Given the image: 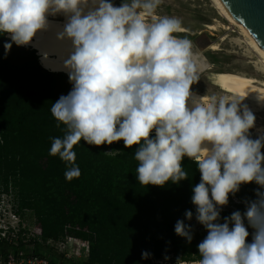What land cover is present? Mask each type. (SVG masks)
<instances>
[{
    "label": "clouds",
    "instance_id": "1",
    "mask_svg": "<svg viewBox=\"0 0 264 264\" xmlns=\"http://www.w3.org/2000/svg\"><path fill=\"white\" fill-rule=\"evenodd\" d=\"M161 2L123 0L116 7L108 0H0V33L25 46L48 26L49 15L67 17L58 38L72 42L64 67L73 87L51 107L64 136L51 138L49 152L71 165L66 180L81 174L73 151L81 140L95 146L121 140L126 148L139 145L136 177L143 186L188 179L182 167L188 157L201 173L192 196L196 220L208 232L197 246V264H264V192L257 191L258 199L245 213L217 222L218 206L227 205L241 184L255 181L264 188V137L250 138L256 117L247 106L241 111L243 98L194 96L202 66L192 41L176 35L181 21L145 20ZM4 47L10 50L12 44ZM185 215L193 218L191 211ZM245 218L255 229L251 243ZM175 233L189 243L193 239L191 225L183 220ZM177 264H184L182 258Z\"/></svg>",
    "mask_w": 264,
    "mask_h": 264
},
{
    "label": "trees",
    "instance_id": "2",
    "mask_svg": "<svg viewBox=\"0 0 264 264\" xmlns=\"http://www.w3.org/2000/svg\"><path fill=\"white\" fill-rule=\"evenodd\" d=\"M6 36L0 33V180H5V189L0 183V193L8 192V177L12 172L15 176L12 185L19 200L16 211L23 214L29 210L40 219L42 240L33 239L20 246L0 240V254L22 251L45 257L53 264H129L137 259L141 245L133 242L130 246L128 253L132 254V260L125 258V252H111L103 247L106 230L116 223H129L124 226H130L134 234L156 228L155 222H161L159 228L163 229L167 219L174 217V228L177 221L183 220L192 230L207 232L196 220V206L192 203L193 188L200 183L201 173L197 163L188 157L182 161L188 179L178 184L169 181L164 186H143L136 177L135 151L139 145L126 148L121 140L95 146L81 140L73 147L75 165L81 174L66 180L65 172L71 165L49 152L51 138L64 136V125L56 127L51 107L72 90L69 74L43 67L36 49L17 46ZM5 43L12 44L10 50L5 49ZM151 136L154 138L155 134L152 132ZM258 190L264 192L255 181L241 184L238 192L229 194L228 204L235 197L257 199ZM187 211L193 213L190 221L185 215ZM234 212L220 210L224 215ZM224 218L217 222H225ZM66 223L80 226L71 235L89 241L88 258L68 260L46 244V240L59 239L68 233L64 232ZM176 242L167 238L160 244L178 248ZM157 245L153 244V256L168 255L163 246L159 251L154 249ZM142 246L150 247L146 243ZM189 253H195L194 260L201 259L198 249ZM179 258L186 261L187 257Z\"/></svg>",
    "mask_w": 264,
    "mask_h": 264
},
{
    "label": "rangeland",
    "instance_id": "3",
    "mask_svg": "<svg viewBox=\"0 0 264 264\" xmlns=\"http://www.w3.org/2000/svg\"><path fill=\"white\" fill-rule=\"evenodd\" d=\"M116 2L122 4L123 0H116ZM154 15L156 18H151L152 21H158L164 16L178 18L186 31L176 34L191 40L193 50L202 52L208 63L212 66V69L206 70L199 75V80L192 86L195 90L209 95L212 98H227V94L214 83L212 78L213 72L222 70L237 71L249 76H255L258 79H264V72L261 70L258 71V67L262 66L261 59L248 44L247 37L241 32L239 27L230 24L227 19L219 14L211 0H162L156 12L151 16ZM210 24L215 26V29L208 28ZM211 45H215L216 49L211 48ZM258 114V116L255 115V123L264 125V112ZM153 133L155 134L154 131ZM249 136L251 139L259 138L258 133H256L253 128L249 130ZM261 152L264 154V148L261 149ZM10 170H12L11 167ZM3 174L4 173H2V175ZM14 178L15 176L11 172L8 177V192L4 191L5 193H0V198L12 199L13 203L18 205L19 200L16 196L17 190L12 185ZM4 181L0 180L1 188L3 189H5ZM257 199L235 197L233 199L234 202L229 204L235 209L229 210H236L243 214L247 211L248 204ZM27 212L28 214L25 215L27 216L26 218L41 226L40 219L35 217L33 212ZM222 216L230 217L231 215L220 214V217ZM173 223L174 217L173 219H167V225L162 226L164 227L163 229L159 228L162 224L161 222H155L156 228L149 231L140 230L134 234L130 232V226L128 228L124 226L129 225V223H124L122 224L123 226L116 223L106 230L107 234L103 236V245H105L103 247L111 252H125L127 254L125 258L127 260H132V254L130 255V253H128L130 246H132L133 242L141 245L140 248L138 247L137 259L129 264H177V260L181 256H186V261H183L190 264V261L194 260L196 255L195 253H189V250H197L198 244L205 239L208 232L192 230L193 239L191 243H189L186 238L178 236L175 233ZM244 223L245 227H251L246 218ZM79 230L80 226L77 224L66 223L64 225V232L71 234L73 231ZM64 237L65 236H62L59 239ZM167 238L175 239L178 248L160 244L161 240ZM144 243L149 244L150 247L147 246V249H145L142 246ZM156 243H158V245L157 248L154 249L159 251L163 246L164 250L169 251L168 255L153 256L152 247L153 244L156 245ZM54 245L58 247V243H54ZM143 252L149 253L148 258H142Z\"/></svg>",
    "mask_w": 264,
    "mask_h": 264
},
{
    "label": "bare ground",
    "instance_id": "4",
    "mask_svg": "<svg viewBox=\"0 0 264 264\" xmlns=\"http://www.w3.org/2000/svg\"><path fill=\"white\" fill-rule=\"evenodd\" d=\"M211 1L218 10L219 14L227 19L230 24L239 27L241 32L247 37L248 44L261 59L262 66L258 67V71L261 70L264 72L263 47L258 43V41L253 37V35L240 20L234 19L230 15L221 0ZM108 2L112 3L116 7L121 6V4L117 3L116 0H108ZM151 18H156V16H145V20L147 22H155L152 21ZM47 20L48 26L45 29L39 31L33 38V41L28 44V46L36 49L43 67L53 72H63L68 74V69L64 67V62L70 56L72 42L68 38H58V34L63 31L64 25L67 23V17L63 14L49 15ZM208 28L215 29V26L210 24L208 25ZM185 31V28L182 27V30L179 33H184ZM7 36L11 38L10 34H7ZM177 36L184 38V36ZM210 47L216 49L215 45H211ZM193 52L197 57L198 63L202 66V70L200 71L199 75L206 70L212 69V66L208 63L205 55L202 52L197 50H193ZM212 76L214 83L227 94V99L232 100L237 97L243 98L240 104L241 111L243 110L244 106H247V108L254 115L258 116V113L264 112V100H261L260 98H264V79H258L255 76H249L244 73L232 70L216 71L212 73ZM192 92L194 96L204 97L206 101L212 100V97L203 94L194 88H192ZM253 129L256 133H258L259 138L264 137L263 124L255 123ZM198 261H196L195 264H197ZM184 264L189 263L184 262Z\"/></svg>",
    "mask_w": 264,
    "mask_h": 264
},
{
    "label": "built area",
    "instance_id": "5",
    "mask_svg": "<svg viewBox=\"0 0 264 264\" xmlns=\"http://www.w3.org/2000/svg\"><path fill=\"white\" fill-rule=\"evenodd\" d=\"M27 211L29 210H24L23 214L18 213L12 199L0 198V240L17 246L33 239L42 240V227L26 218ZM54 243H58V247ZM46 244L50 245L56 253L62 255V258L68 260L86 259L89 256V241L69 233H66L62 239L50 238L46 240ZM0 264L53 263L45 257L27 255L19 251L18 254L8 253L5 256L0 254Z\"/></svg>",
    "mask_w": 264,
    "mask_h": 264
},
{
    "label": "water",
    "instance_id": "6",
    "mask_svg": "<svg viewBox=\"0 0 264 264\" xmlns=\"http://www.w3.org/2000/svg\"><path fill=\"white\" fill-rule=\"evenodd\" d=\"M234 19L240 20L264 49V0H221ZM223 210L235 209L232 205L218 206ZM248 228V227H246ZM198 260H191L195 264Z\"/></svg>",
    "mask_w": 264,
    "mask_h": 264
},
{
    "label": "flooded vegetation",
    "instance_id": "7",
    "mask_svg": "<svg viewBox=\"0 0 264 264\" xmlns=\"http://www.w3.org/2000/svg\"><path fill=\"white\" fill-rule=\"evenodd\" d=\"M247 230H248V232H249V237H248L247 242H248V243H251V242H252V239H253V234H254V232H255V229L252 228V227H248Z\"/></svg>",
    "mask_w": 264,
    "mask_h": 264
}]
</instances>
